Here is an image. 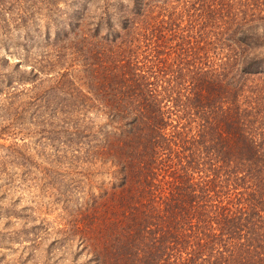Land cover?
<instances>
[{
	"label": "trees",
	"instance_id": "obj_1",
	"mask_svg": "<svg viewBox=\"0 0 264 264\" xmlns=\"http://www.w3.org/2000/svg\"><path fill=\"white\" fill-rule=\"evenodd\" d=\"M0 46L64 264H264V0H0Z\"/></svg>",
	"mask_w": 264,
	"mask_h": 264
},
{
	"label": "rangeland",
	"instance_id": "obj_2",
	"mask_svg": "<svg viewBox=\"0 0 264 264\" xmlns=\"http://www.w3.org/2000/svg\"><path fill=\"white\" fill-rule=\"evenodd\" d=\"M87 7L93 6L89 3ZM2 53L0 46V55ZM8 57L9 62L16 59L14 55ZM16 126L17 122L5 129L16 130ZM5 129L4 134H0V264H64L74 245L67 248L65 242L58 245L55 242L51 244L50 240L57 235L58 231L54 230L61 227L59 222H63L62 218H67L68 214L62 212L50 188L44 187L45 180L68 177L62 169L56 170L58 164H65V160L45 156L44 151L39 154L36 135L17 133L13 136L8 131L6 134ZM12 142L25 152L12 151L9 148ZM45 174L47 177L43 179ZM71 175L73 182H78L79 173ZM32 178L40 180L39 188L30 185ZM80 188L74 195L80 196ZM15 211L24 215L15 216ZM29 211L31 214L27 216ZM32 224L36 225L30 227ZM52 245L54 247L51 248ZM46 246L49 248L47 255Z\"/></svg>",
	"mask_w": 264,
	"mask_h": 264
}]
</instances>
